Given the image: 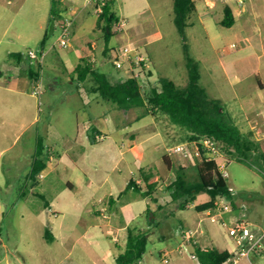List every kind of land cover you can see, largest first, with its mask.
<instances>
[{
	"label": "rangeland",
	"instance_id": "1",
	"mask_svg": "<svg viewBox=\"0 0 264 264\" xmlns=\"http://www.w3.org/2000/svg\"><path fill=\"white\" fill-rule=\"evenodd\" d=\"M62 1L66 16L73 19L71 45L57 44L56 29L44 47V62L34 63L39 76L31 77L22 67L18 72L26 78L19 79L8 71L9 54L42 49L52 0H0V264H117L122 249L96 224L91 208L109 212V198L121 193L114 206L118 219L149 232L146 251L136 264H201L188 239L184 238L188 248L183 246V231H192L200 246L237 250L230 234L236 219L221 216L214 222L207 211L195 209L209 200L208 193L198 194L180 209L166 192L179 166L196 175L194 160L170 152L185 142L189 131L165 113L147 114L145 107L121 109L102 99L94 79L79 82L74 68L80 56L89 53L111 80L126 79L131 71L117 68L115 55L120 48L138 47L147 57L146 69L136 70L146 94L152 86L160 88V78L185 88L190 56L199 63V83L208 96L221 102L242 133L252 131L264 145V0L230 1L242 11L230 27L219 23L223 1L213 5L196 0L198 10L182 31L174 19V0H115L121 20L107 56L103 30L96 26L97 15L90 6L84 7L85 0ZM57 52L72 72L56 59ZM38 81L41 94L34 92ZM104 110H110L111 119H103ZM92 122L102 131L99 141L107 136L93 145L87 134ZM40 135L55 157L34 181L28 174ZM75 145L83 151L73 149ZM164 154L173 161L170 170ZM154 164L163 168L157 180L163 207L158 210L159 204L149 200L154 217L152 212L136 215L137 207L129 199L140 194L125 190L126 185L134 173L143 167L148 172ZM225 176L235 193L222 201L234 200L236 208L230 204L231 210L245 213L250 233L258 237L264 229V173L232 159L226 162ZM100 197L105 202L100 203ZM48 227L56 235L51 242L44 235ZM126 239V232L119 236L123 244ZM250 259L264 264V257L256 258L255 252Z\"/></svg>",
	"mask_w": 264,
	"mask_h": 264
},
{
	"label": "trees",
	"instance_id": "2",
	"mask_svg": "<svg viewBox=\"0 0 264 264\" xmlns=\"http://www.w3.org/2000/svg\"><path fill=\"white\" fill-rule=\"evenodd\" d=\"M222 3L224 4L223 18L219 23L230 27L236 21L235 14L229 3ZM90 8L94 13L93 5ZM197 10L196 0H174V19L181 31L186 26V21L191 14ZM66 12L67 8L63 6L62 0H52L49 24L41 43L42 49L57 29L56 22L66 17ZM120 20V15L115 10V0L108 1L103 12L97 15L96 26L103 30L105 41L103 54L105 56L112 50L109 44L117 33V29L114 27ZM10 56L28 57L23 52H12ZM188 68L189 83L185 88H180L169 78H160V88L152 86L146 94L142 90V84L138 77L130 76L126 79L113 81L97 67L90 56L82 57L74 72L77 73V79L81 83L92 77L102 99L116 104L121 109L145 107L147 114L165 113L173 123L185 127L189 131L185 141H200L204 137H211L216 141L226 162L236 159L247 167L264 173V145L254 138L252 131L247 134L242 133L233 116L221 102L208 96L206 90L199 83V63L190 56ZM37 69L29 67L26 71L31 77H38ZM98 133L102 134L101 129L98 124L92 122L88 134L93 144L99 141ZM48 160L49 150L47 151L44 137L40 135L28 177L35 181L42 170L46 168ZM163 160L166 166L172 169L173 161L168 154L163 155ZM193 162L196 168L194 177L187 172L186 166L181 165L177 170L176 178L166 188L172 201L178 202V208L186 209L202 192L208 193L210 198L195 205V209L199 212L215 209L217 201L221 197L231 198L233 196L234 191L228 185L225 172L220 169L217 160L203 158L201 161L194 159ZM141 174L142 184L132 177L125 190L134 189L155 200L154 193L158 190V182H150L151 175L145 173L144 170H141ZM231 202L233 203V201ZM159 206L163 207L161 204ZM44 235L48 241H53L54 235L49 227ZM182 235L183 238H186L187 233L183 231ZM148 240V230L128 227L126 248L118 255L116 263L134 264L140 260L146 251ZM189 242L193 245L192 254L199 259L201 264H227L234 255L228 249L220 250L216 247L200 246L193 236Z\"/></svg>",
	"mask_w": 264,
	"mask_h": 264
},
{
	"label": "built area",
	"instance_id": "3",
	"mask_svg": "<svg viewBox=\"0 0 264 264\" xmlns=\"http://www.w3.org/2000/svg\"><path fill=\"white\" fill-rule=\"evenodd\" d=\"M110 0H85L84 7H89L93 5V11L96 15H99L103 12L104 6ZM211 2L213 5L217 1H223L230 3L232 0H206ZM236 2L243 3V0H235ZM72 25L73 19L69 16H66L56 22L57 29L60 30V34L57 38V44L61 47H69L71 45L72 38ZM114 29H116L114 27ZM235 46V44H233ZM27 56L30 58L32 63H43L46 52L44 49L34 50L30 49L27 52ZM115 66L119 69H130L131 75L138 77L140 76L139 71L136 70H145L147 64V57H145L138 47H129L118 49V53L115 55ZM129 76V77H130ZM41 81H38L35 87V93H42L41 90ZM264 120V115H263ZM264 137V132H262ZM178 154L183 160H199L203 158L208 160H217L221 170L225 172L226 168V158L223 153L220 151L216 141L211 137H204L200 141L189 140L181 144H177L173 147L170 152ZM235 192H233L234 194ZM231 204V203H230ZM229 203L221 202L220 198L217 201V207L215 209H210L207 211V214L211 216V220L216 222L221 218L224 212H227L231 209ZM232 205V204H231ZM249 222L244 218L236 220L234 226L230 228V234L234 236L236 243L238 245L237 251L234 253L233 257L228 260L233 264L238 263L242 258H250L252 252H258L264 249V229L262 233L255 237L252 235L248 229ZM192 237V231L186 235V239ZM254 264V263H252Z\"/></svg>",
	"mask_w": 264,
	"mask_h": 264
},
{
	"label": "crops",
	"instance_id": "4",
	"mask_svg": "<svg viewBox=\"0 0 264 264\" xmlns=\"http://www.w3.org/2000/svg\"><path fill=\"white\" fill-rule=\"evenodd\" d=\"M230 4V3H229ZM233 8V7H232ZM233 11H234V14H235V18L237 17V15H242L241 14V10L240 9H234L233 8ZM13 52H17V51H13ZM12 53V52H11ZM88 55H91V54H89V53H84V54H82L81 56H80V59L82 58V57H85V56H88ZM55 57H56V59H60V63H62L64 66H65V68L67 69V71L68 72H72L71 70H69L68 69V67H67V64H66V62H65V60L62 58V57H60V55H59V52H57V54H55ZM92 60H93V58H92ZM8 63H9V68H8V71H10V75H17V77L19 78V79H21V78H23V79H25L26 78V76L24 77V76H22V75H20L19 74V70H20V68H22L23 67V69H25V73H27V69H29V67H31V68H33V69H37V66H35L34 65V63H32L31 62V60H30V58L29 57H26V56H24L23 58H19V57H17V56H10V54H9V61H8ZM77 66V65H76ZM22 69V70H23ZM75 69V68H74ZM1 73H3V71H1ZM22 73V72H21ZM22 83H24V81H22ZM24 86V85H23ZM78 86V85H77ZM81 86V87H80ZM79 87H78V92L79 93H81V88H82V85H80ZM26 87V86H25ZM25 87H24V89H25ZM262 87V86H261ZM262 89L263 88H261V90H260V94H261V91H262ZM104 112H106L105 114H103V119L104 120H107V119H111V116H110V110H104ZM91 125V124H90ZM89 125V126H90ZM89 126H88V128H87V134H88V129H89ZM105 135V134H104ZM107 137V136H106ZM105 136H104V138H103V140H101V141H104L105 140V138H106ZM135 140V139H134ZM101 141H98L97 143H99V142H101ZM89 142H90V144L91 145H93V143L91 142V140L89 139ZM97 143H95V144H97ZM133 146H135V143L134 144H132V147ZM73 147V149H79V150H81V151H83V149H81V148H79L78 146H72ZM81 153V152H80ZM57 156H59V157H61V154H56ZM55 156L53 155V154H51V149H49V160L47 161V166H46V168L45 169H47L48 168V162H51L52 161V158H54ZM155 165V164H154ZM152 165L151 167H153V169H149L148 170V172L146 171L147 169L145 168V167H143V168H141L140 169V171H139V173L137 174V173H134V175H133V178H135L134 176H136V174H137V176H138V178L136 179L137 180V182H139V183H141L142 184V174H141V170H144L145 171V173H148V174H150L151 175V178H150V182H155V181H157V180H159V178H160V171H162L163 170V168L161 167V166H157V165ZM182 166H184V165H182ZM150 167V168H151ZM44 169V170H45ZM44 170H42V171H44ZM170 170V169H169ZM42 173V172H41ZM165 184H168V182L166 181V183ZM69 185H71V187H73V184L72 183H70L69 182ZM127 186V185H126ZM161 188V187H160ZM232 189V188H231ZM130 190V189H129ZM234 191V190H233ZM139 194L140 195H138V196H133L132 198H130L129 199V203H130V205L131 206H133V207H137V213H136V215H143V214H146V215H149V212H152V216L154 217V211H152V209L150 208V206L148 205L149 204V200L150 201H154V202H157V204H161V205H163V203H161L160 202V199L162 198V195H163V191H161V189L159 190V191H156L155 193H154V196H155V200H153L151 197H149V196H144L141 192H139ZM234 195V194H233ZM120 196H122V193L117 197V199L116 198H114L113 196H111L110 198H109V203H110V208H109V212H106V211H104V209H105V207H102V208H99V207H97V208H91V212H92V215L94 216V218L96 219V224L97 225H99V227L101 228V229H103V228H106L107 230H106V235L108 236V237H110L112 240H114L115 241V243H116V246L117 247H119L120 249H122L121 251L122 252H124V250H125V248H126V243H127V239L125 240V244H123V243H121V241L119 240V236L120 235H124V232H126V236H127V228L128 227H132L131 225H129V222L128 221H122V220H120V219H118V217H119V215H118V213L117 212H115L114 211V206H115V204H116V201L117 200H119V198H120ZM140 196L142 197V199L140 198ZM105 198H102V197H100L99 198V202L100 203H103V202H105V200H104ZM165 199V198H164ZM220 201L221 202H223L222 201V198H220ZM139 203L140 204H142V207H140L139 206ZM234 203V204H233ZM233 203L231 202V204H232V207L233 208H236V204H235V202H234V200H233ZM158 205V210H160L162 207H160ZM140 207V208H139ZM208 211V210H207ZM235 212L234 211H232L231 209L229 210V211H227V212H224L223 214H222V217H233L232 219L234 220V219H240V218H243L244 216V214L245 213H243L242 215H236V214H234ZM235 216V217H234ZM134 228H137V229H142V230H148V229H145V228H140V227H137V226H135ZM52 231V230H51ZM110 231H113L114 232V234L112 235V234H110ZM52 233H53V231H52ZM53 235H54V239L56 238V235L53 233ZM53 239V240H54ZM196 241V240H195ZM182 242H183V246H185V248L187 249L188 247H187V245H186V243H185V241H184V238H183V235H182ZM124 245V246H123ZM238 246V245H237ZM238 249V248H237ZM228 250H230V251H232L233 253H235L237 250L235 249V250H233V249H228ZM122 252H120V253H122ZM263 254H264V249H262V250H260V251H258V252H255V256H256V258L257 257H260V256H262V257H264L263 256ZM164 257H165V255H166V252H164L163 251V254H162ZM194 256V255H193ZM242 259H247V261H246V264H252L253 263V260H251L250 258L248 259V258H242ZM242 259H240V261L242 260ZM165 260L167 261V259L165 258ZM240 261L238 262V263H235V264H239L240 263ZM134 264H136V262L134 263ZM227 264H233L232 262H228ZM243 264V263H242ZM245 264V263H244Z\"/></svg>",
	"mask_w": 264,
	"mask_h": 264
}]
</instances>
